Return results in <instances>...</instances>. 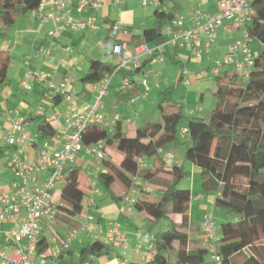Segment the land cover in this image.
Listing matches in <instances>:
<instances>
[{
	"label": "crops",
	"instance_id": "1",
	"mask_svg": "<svg viewBox=\"0 0 264 264\" xmlns=\"http://www.w3.org/2000/svg\"><path fill=\"white\" fill-rule=\"evenodd\" d=\"M101 1L102 6L96 13V27L94 29H87L79 32H74L69 29H56L52 22L41 23L29 12L31 21H29L26 26L16 31L14 34V48L9 54V59H12L15 55V50L21 47L23 51L21 55L22 60L19 62H15L14 59L11 60L10 66L18 65L23 69L26 67L23 76L27 68L32 66L35 70H54L53 81L57 84L68 77L70 80L69 90L75 93L72 100L82 106L85 103L93 102L96 96V90L94 89L95 82H86L83 80L89 71L91 61L99 59L111 62L112 66L116 65L118 56L112 52L113 46L116 43L126 41L129 45V51L139 43H147L150 47L156 46L159 42L156 40H146L144 32L148 28L155 27L166 37L173 24V19L168 20L164 14H161V12L164 11L166 13L172 12L175 15L174 17H176L177 11L186 10L187 20L185 21V26L188 28L196 24L193 12L197 7L201 8L202 12L205 14L200 18L202 22L206 20L207 15L218 11L217 0H207L205 4L201 5H199L198 0H188L184 1V5L182 3H175L174 9L172 10L163 8L164 0H159V4L150 3L147 6L143 5V0ZM228 22L227 20V24ZM227 24L225 25V29L220 26L222 28L220 31L221 42H218L217 39L209 51H203L201 58H196L193 55V43L191 42L185 43L183 46L169 44L160 49L158 53L146 54L140 58V67L130 73L133 78L130 80L129 85H125V87L122 86V79L129 74L120 71L113 76L107 93L103 96L102 100L107 118H112L116 113L121 116V122L118 124H120L123 136H135L137 131L145 127L149 122L158 121L155 118V114L148 112L149 106L152 105H148L147 100L153 88H158L161 91L167 84L171 85L176 81L181 83L182 80H189L190 83H199L196 75L191 73L189 75L190 77H188L189 72L184 74L182 70L177 71L172 62L186 61L195 68H199L198 65L204 64L206 67V63H211L214 60L216 63L218 60L224 58V55L229 49V45L233 43L229 35L230 32L227 31ZM51 30H55L54 35L49 34ZM201 34L202 38L205 39L207 34L204 31H202ZM254 43L252 44L254 48H261L259 42L257 43V41H255ZM42 46L52 49V58L38 53L39 48ZM26 54L33 55V59L29 65L23 63V58ZM160 56L162 59L157 58ZM242 56L243 54L241 53V57ZM205 59L206 61H204ZM229 65L231 66L229 69L221 70L220 76L228 80L230 75L238 74L240 84L244 85L245 81L236 70L240 67H237L235 64ZM215 76L213 79L214 83L217 84V76ZM142 79L146 80L147 86L149 87L148 90H146ZM7 80L8 79L0 84V111H4L7 108L17 109L19 113L14 116L16 119L27 120L29 122L28 130L32 134L38 135L39 143L47 141L56 148L62 147L68 134L66 112L68 111L70 101H66L63 96L49 93L46 87L40 82L32 81V89H28L22 84L12 81L8 82ZM200 97L201 99L204 98L203 92L200 93ZM214 103L215 101L213 100L212 105H214ZM159 106L164 112L165 105L160 104ZM145 110L146 113L143 115ZM201 111H203V109H201ZM128 118L131 119L129 123L125 121ZM44 123L49 124L50 131H52L53 134H44L41 130V126ZM9 126L10 123L7 121L6 117L2 116L0 118V128L6 129ZM33 126H36L35 129L32 128ZM107 129L109 133L112 134L115 126H109ZM170 145H172V142L166 144L162 148V153L171 151L175 154ZM109 147L110 151H106L105 149L107 159L115 163H120L122 161V155L116 151L114 147ZM16 152H19L17 147L9 146L4 138H2L0 141V171L2 173L0 184L2 185L6 186L11 180L17 179L13 171L7 170L8 161ZM39 153V144L28 149V157L31 160H36L39 157ZM86 155L89 154L85 151L79 152L76 155L75 161L71 162L69 167L78 168V166L84 162ZM175 161L179 163V161L176 160V155ZM145 162L147 169L151 170L163 166L161 155L150 161H147L145 158ZM4 163L5 170H2V165ZM97 163L101 166L99 172L106 171L107 168L111 166L105 161L102 163L97 161ZM48 174L49 170H44L42 172L43 178ZM80 176L81 187L86 193V199L84 203L85 209L79 216L83 221L89 217L90 228L83 229L81 227L82 222L76 223L72 219L73 216L67 213L60 215L57 212V216H60V220L65 225L71 226L72 229L77 230L76 236H78L80 232H83V235L74 239L70 248L64 250L57 259L50 258L51 261H53L54 264H82L84 261V257L81 253L82 249L91 242L96 240L103 242L105 239L109 238L112 235V224L115 222L119 224L122 231L127 233L129 245L127 247L108 245L109 247L99 255L100 262L102 264H128L132 261L149 259L152 255L154 245L138 238L137 234L139 232L143 234H156L158 231L141 228L142 220H151L154 222L156 220L152 219L146 211H138L136 209L133 216H129L120 211V206L124 202V195L128 192L127 188L122 183L116 181L112 187V191H107L103 186L98 185L99 192L92 193V182L95 180L94 177L90 174L83 175L81 171ZM173 178L172 175L162 172L154 174L148 179L140 176L141 185L151 192H159L166 184L171 183ZM96 180H98V176ZM205 198L204 196L197 195L189 210V218L193 224V227L189 231H197V234H194V236H191L189 232L191 247H206L201 224L204 217L208 214L205 212L207 207L206 204L209 205L211 200L207 198V202H204L202 199ZM199 211H203L201 219L195 222L193 216L195 212L198 213ZM173 219L179 222L181 216L178 214L173 215ZM7 224H10L8 229L6 228ZM11 228L12 224L10 222H0V249L6 244L10 245V249L12 248ZM69 230L70 229H68V231ZM60 235L65 236L62 234ZM50 236H52V234L50 235L49 231L44 233L43 238L46 239L44 240L42 238L44 241L42 240L43 243L40 246L39 252L49 251V249L53 247ZM138 244L141 246V250L136 252L135 249ZM203 264H212V259L210 257H205V262Z\"/></svg>",
	"mask_w": 264,
	"mask_h": 264
},
{
	"label": "trees",
	"instance_id": "2",
	"mask_svg": "<svg viewBox=\"0 0 264 264\" xmlns=\"http://www.w3.org/2000/svg\"><path fill=\"white\" fill-rule=\"evenodd\" d=\"M40 1L0 0V21L13 23L17 15L30 12ZM252 8V20L247 28L260 43V54L245 85L238 84V74L230 75L226 83H223L225 77H217V102L209 116H195L182 123L183 104L167 102L161 119L149 122L135 136H123L120 124L115 125L112 134L99 125H90L83 131L85 144L102 142L105 148L112 146L122 155L120 163L107 157L103 160L111 166L99 172L98 182L107 191H112L116 181L129 190L137 175L148 179L162 172L174 177L159 192L140 187L141 198L135 208L146 211L156 221L168 220L169 225L155 234L149 259L128 264L205 262L207 248L190 246L192 193L178 186L186 174L184 166L177 162L171 167L163 165L155 170L147 167L140 170L138 166L139 157H158L161 148L179 139L182 126L189 130L186 160L201 168L205 189L217 192L215 204L233 215L232 220L218 227L220 252L225 264H264V243L261 242L264 239V0H253ZM161 14L168 20L175 16L172 12ZM144 35L148 41L162 42L166 38L155 27L146 29ZM9 65V55L0 54V84L7 79ZM115 66L111 62L92 60L83 80L96 82ZM41 130L44 134H53L48 123H44ZM65 171L66 184L58 207L71 216L81 215L86 193L81 187L80 171L76 167H68ZM176 214L181 216L179 222L173 219ZM108 247L96 240L85 246L81 253L86 259L91 253L101 255Z\"/></svg>",
	"mask_w": 264,
	"mask_h": 264
},
{
	"label": "built area",
	"instance_id": "3",
	"mask_svg": "<svg viewBox=\"0 0 264 264\" xmlns=\"http://www.w3.org/2000/svg\"><path fill=\"white\" fill-rule=\"evenodd\" d=\"M199 5L205 4L207 0H198ZM252 1L253 0H217L218 11L207 15L206 20L202 22L200 18L205 15L201 8L197 7L194 12L196 24L188 28L185 26V17L176 16L170 27L164 41L156 46L150 47L147 43H139L129 51V45L126 41L118 42L113 46V54L118 56V62L115 68L104 74V76L94 83L96 96L93 102L85 103L80 106L73 97L75 93L69 90L70 80L66 77L59 84L53 81L55 71L32 70L27 68L24 76L21 78V84L28 89H32V81L43 84L49 93L63 96L66 101H70L68 111L66 112L68 134L64 145L60 148L52 146L45 141L39 143L38 135L32 134L28 130L29 122L19 120L14 116L18 114L17 109L7 108L0 111V118L5 116L10 123L8 128H0V141L2 138L9 146L17 147L16 152L8 161L7 170L13 171L17 179H13L8 185L0 184V222H10L12 248L10 245H3L0 249V264H54L51 259H57L64 250L70 248V245L77 234L76 229L69 230L65 236L52 231L53 247L49 251L39 252L40 246L46 238L44 233L51 230V224L57 216L54 209L55 200H51L52 190L56 185L57 178L75 161L76 155L85 151L87 154L96 157L99 163H102L106 157L105 145L102 142L85 144L82 140V134L90 125H99L103 128L115 126L121 122V116L114 114L112 118H107L105 106L103 105V96L107 93L108 87L113 76L120 71L130 73L140 67V58L146 54H155L164 46L169 44L183 46L185 43H193V55L201 58L203 51H209L212 45L218 39V28L228 20L227 31L242 32V39H236L229 45L227 53L222 60L216 62L214 75L219 76L221 67L225 64H235L243 69L241 78L247 83L255 60L260 54L259 48H252L256 41L248 30V24L252 20ZM150 3L159 4V0H143V5ZM101 0H41L39 5L32 9L30 13L41 23L52 22L56 29H69L74 32L94 29L97 21V11L101 8ZM202 31L207 35L202 38ZM55 34V30L49 32ZM38 53L50 58L53 51L50 47L42 46ZM241 53L243 56L241 57ZM162 59V57H157ZM33 55L26 54L23 63L29 65ZM184 74L188 70L183 71ZM126 75L122 79L123 85H129L130 79ZM189 84V80H185ZM143 84L146 90L149 89L144 79ZM244 84V85H245ZM127 123L130 118L125 120ZM189 130L183 126L179 131V136L185 137ZM40 146L39 157L31 160L28 157V149L38 145ZM162 163L165 167H171L175 161L173 152L162 153L160 150ZM139 169L146 167L144 157L138 158ZM48 169L49 174L43 178L42 172ZM2 173L0 171V178ZM98 180L92 182V193L99 192ZM140 175L134 178L133 184L124 195V202L120 206V211L133 216L136 212L135 203L141 198ZM91 193V194H92ZM59 205V204H58ZM57 205V206H58ZM81 227L89 229V217L85 219ZM202 229L206 248L211 254L212 264H225L224 257L218 252L220 245L217 244L218 226L214 218L207 214L202 221ZM112 235L105 239L106 245L127 247L129 239L126 232L122 231L117 222L112 224ZM138 238L154 245L155 233H138ZM44 240H43V239ZM43 240V241H42ZM136 252L141 250V246H136ZM51 258V259H50ZM82 264H102L99 256L91 253Z\"/></svg>",
	"mask_w": 264,
	"mask_h": 264
},
{
	"label": "rangeland",
	"instance_id": "4",
	"mask_svg": "<svg viewBox=\"0 0 264 264\" xmlns=\"http://www.w3.org/2000/svg\"><path fill=\"white\" fill-rule=\"evenodd\" d=\"M184 1L188 0H164L163 8L172 10L174 9L175 3H184ZM187 3V2H185ZM184 5V4H183ZM183 15L185 17V21L187 20L186 10L177 11L176 16ZM31 21V15L30 13H24L19 14L16 16V19L13 23H5L3 20L0 21V54H6L9 55L13 48H14V42L15 37L14 34L16 31L20 30L23 26H26L27 23ZM227 24V20L224 21V24L222 25V28L225 29V25ZM221 27L219 29V35H218V42H221V34L220 31L222 29ZM218 32V31H217ZM242 32H230V38L232 42H234L236 39H242ZM258 43V42H257ZM255 44V43H254ZM258 45V44H257ZM261 47V46H260ZM252 48H254L252 46ZM22 48L18 47L15 50V55L11 60H15V62H19L22 60ZM223 58V57H222ZM196 59V58H194ZM193 60V59H192ZM194 61V60H193ZM206 61V59L204 60ZM175 69L177 71H184L188 70L189 75L192 73L198 77L199 83H189L186 84L185 80L181 83L179 81H176L174 84H167V86L163 90H159L158 88H153V90L150 92V96L147 100L148 105L150 108H148V112H152V114H155L156 120H160L163 109L159 106L160 104H166L167 102H180L183 104V110H184V117L182 119V123H186V121L192 117L199 116V117H207L211 113L212 109L215 107L217 102V96L214 94V91L217 88V84L214 83V73L213 70L216 68L215 60L211 63H206V67L204 64L198 65L199 68H195L192 64L190 65L186 61L183 62H172ZM208 66V67H207ZM231 67L229 64H225L221 67V70H226ZM32 70H35V68L32 66L30 67ZM234 68V67H232ZM26 67L20 68L18 65L10 66L8 68L7 72V81L10 82H16L18 84H21V78L23 77V73L25 71ZM21 70V71H20ZM239 74H243V69L237 68L236 69ZM20 76V79H19ZM22 76V77H21ZM128 79H132V75L127 76ZM216 77V76H215ZM218 77V76H217ZM143 80V79H142ZM228 80H223V83H226ZM239 85L240 82L238 81ZM244 84V83H243ZM5 85V84H4ZM125 87V85H122ZM4 87V86H3ZM1 89V88H0ZM204 93V98L201 99L200 93ZM1 97V96H0ZM213 100L215 101L214 105ZM1 101V99H0ZM140 109V108H139ZM203 109V111H201ZM196 111V112H194ZM143 112V111H142ZM147 112V113H148ZM146 113V110L143 112ZM155 120V119H153ZM36 126H33L32 128L35 129ZM183 127V126H182ZM181 127V128H182ZM41 136V135H40ZM42 138V136H41ZM189 139V135L187 134L185 137L179 136V139H176L172 141L171 148L174 150L176 155V160L179 161V164L181 166H184V169L186 170L185 176L179 181V188L189 189L192 193V200L191 205L194 202V199L197 195H201L206 197L205 199H202L204 202H207L206 199L210 198L211 202L207 205L206 211L208 214H210L214 220L216 225L219 227L223 222H227L233 219V215L231 212H228L224 208H220L215 204V197L217 195L216 191H207L203 185V174L201 171V168L194 165L191 161L186 160L185 154L187 151V140ZM110 151V147H106V151ZM156 157H146L147 161L152 160ZM101 166L97 163V159L94 157H91L89 155H86V158L84 159V162L78 166L79 171L83 173V175L90 174L94 177V181H96V178L98 176V172ZM2 170H5V163L2 165ZM66 176L67 171H64L59 175L56 181V185L54 189L52 190V197L51 200H55V206L54 209L56 212H58L60 215L64 212L62 209H60L57 205L60 202V193L63 190L65 184H66ZM84 177V176H83ZM99 186H102L101 183L97 184ZM155 192V191H153ZM203 211H199L198 213L195 212V215L193 216V219L195 222L199 221L201 219ZM60 216H56L54 219V223L51 224V230H49L50 235L51 232H57L62 235H66L68 233V229H72L71 226L65 225L59 218ZM76 223L83 222V220L80 218L79 215L73 216L72 218ZM169 225L168 220H159V221H143L141 224V228H146L154 231H158L161 229H167ZM197 226V224H196ZM10 227V224L6 225V228L8 229ZM81 231V230H80ZM191 236H194V234H197V231H189ZM218 238L216 240L217 244L220 245V232L218 230L217 232ZM83 232H80L78 236H82ZM78 236H75L74 239H76ZM51 237V236H50ZM73 239V240H74ZM261 242L264 243V239L261 240ZM220 252V249L218 250ZM174 256V252L172 253V258ZM206 257L211 258V254L208 252L206 254ZM1 263V260H0Z\"/></svg>",
	"mask_w": 264,
	"mask_h": 264
}]
</instances>
